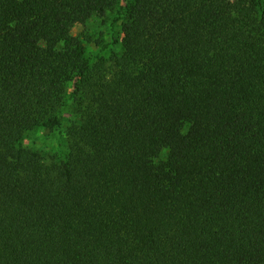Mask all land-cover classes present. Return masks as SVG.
Returning <instances> with one entry per match:
<instances>
[{
  "label": "trees",
  "instance_id": "16d2710c",
  "mask_svg": "<svg viewBox=\"0 0 264 264\" xmlns=\"http://www.w3.org/2000/svg\"><path fill=\"white\" fill-rule=\"evenodd\" d=\"M0 264H264V0H0Z\"/></svg>",
  "mask_w": 264,
  "mask_h": 264
},
{
  "label": "rangeland",
  "instance_id": "374dc122",
  "mask_svg": "<svg viewBox=\"0 0 264 264\" xmlns=\"http://www.w3.org/2000/svg\"><path fill=\"white\" fill-rule=\"evenodd\" d=\"M118 10L109 12L105 16H97L89 20L86 24H77L73 28V33L82 41L86 54L95 61L100 55H107L111 51H119L121 42L114 43L116 39L123 37L121 21H115ZM65 118L70 117L65 113ZM57 132L52 133L47 130L28 135L24 144L26 146L39 149L44 154H52L59 148Z\"/></svg>",
  "mask_w": 264,
  "mask_h": 264
}]
</instances>
